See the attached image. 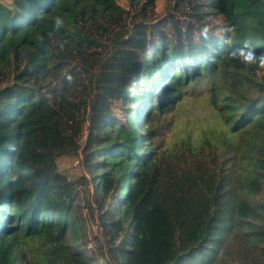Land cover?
<instances>
[{"label":"trees","instance_id":"16d2710c","mask_svg":"<svg viewBox=\"0 0 264 264\" xmlns=\"http://www.w3.org/2000/svg\"><path fill=\"white\" fill-rule=\"evenodd\" d=\"M261 57L264 0H0V264H264ZM189 92L218 122L171 144Z\"/></svg>","mask_w":264,"mask_h":264},{"label":"rangeland","instance_id":"374dc122","mask_svg":"<svg viewBox=\"0 0 264 264\" xmlns=\"http://www.w3.org/2000/svg\"><path fill=\"white\" fill-rule=\"evenodd\" d=\"M1 1H4L6 4H10L12 2V0ZM118 2L122 7H127V4L130 2V0H118ZM165 3H163L162 1L161 6L165 5ZM142 87L143 86L137 89L138 92L135 91V93H133L134 96H139V89H141ZM176 115V125L173 132L168 137L171 144L184 137H191L195 140L200 139L205 132H207L209 129H213L216 126L219 117L218 111L212 107L205 93L199 94L197 92L188 93V95L178 105ZM33 119L36 124L49 122L64 129L63 117L56 113H41L35 116ZM82 162L83 156L81 154L66 155L58 160L60 171L63 174L67 175L71 180H78L82 177H88V172ZM127 183L128 181L126 180V183L124 185V188L126 189L128 186ZM93 187L94 182H91V195L93 193L92 191L94 190ZM119 194H121V196L125 198V192L123 193V191L121 190ZM85 214L87 223L90 226V231H94L92 234L95 235L99 233L100 227L98 224V214L95 212L91 213L90 211H85ZM44 239V237H36L33 239H29L26 242L27 254L32 264H39L41 254L40 248L44 242Z\"/></svg>","mask_w":264,"mask_h":264},{"label":"clouds","instance_id":"9594fccd","mask_svg":"<svg viewBox=\"0 0 264 264\" xmlns=\"http://www.w3.org/2000/svg\"><path fill=\"white\" fill-rule=\"evenodd\" d=\"M56 23H57V26H59L62 22L60 20H57ZM247 59L249 61H251L252 60V57L249 56ZM261 64L264 65V57H261Z\"/></svg>","mask_w":264,"mask_h":264},{"label":"water","instance_id":"95a60500","mask_svg":"<svg viewBox=\"0 0 264 264\" xmlns=\"http://www.w3.org/2000/svg\"><path fill=\"white\" fill-rule=\"evenodd\" d=\"M124 187V186H123Z\"/></svg>","mask_w":264,"mask_h":264}]
</instances>
